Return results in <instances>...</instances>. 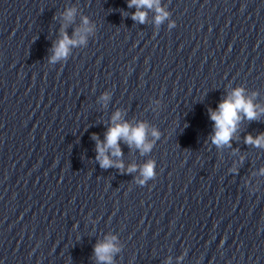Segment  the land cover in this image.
<instances>
[{"label": "clouds", "instance_id": "1", "mask_svg": "<svg viewBox=\"0 0 264 264\" xmlns=\"http://www.w3.org/2000/svg\"><path fill=\"white\" fill-rule=\"evenodd\" d=\"M158 0H130L129 7L136 6L137 9L141 7L152 8L154 4H157ZM157 12L162 13V10L157 7ZM73 9H69L65 18L71 20L73 16ZM164 15L161 14L157 16V22L164 18ZM146 13L142 11H137L133 15L134 20H139L141 23L145 20ZM84 23L87 24V19L84 20ZM83 38H81V41ZM76 40L70 39L67 34L63 35V38L57 43L54 48V56L52 60H56L60 57H64L68 53L69 45H75ZM106 98V97H105ZM261 112H264V109H261ZM241 113L248 120H254L257 118L258 113L256 111V106L252 103L250 99H246L243 95V89L234 90L225 100H223L219 105L218 109L215 111L210 110V118L214 122V135L211 137L213 144L218 147L223 145H228L232 139L233 133L236 131L237 123L241 119ZM113 122L120 119V113L116 112L113 116ZM146 135V125L143 123L139 124L136 127H131L128 123H114V126L110 127L105 135V141L101 142L96 135H93V139H96V151H97V160L100 163V166L107 168L113 165V161L108 156V150L111 149V154L113 156L119 157L122 155L121 149L119 147V141L123 139L126 143L131 146L135 144L137 148H140L142 151H148L150 145L145 143ZM153 135H158L155 131ZM246 143L255 145L257 147L264 146V134H261L255 138L251 135L246 137ZM117 167L122 168V163L116 164ZM135 166L129 168V171H134ZM143 175L148 178L153 175V165L151 163L147 164L143 168ZM108 240L106 243L97 244L95 247V254L99 261L106 262V264H112L111 253L117 251L115 246L112 243V240Z\"/></svg>", "mask_w": 264, "mask_h": 264}]
</instances>
